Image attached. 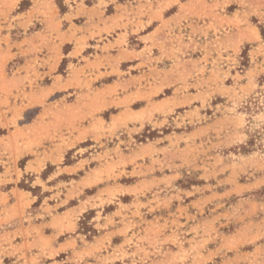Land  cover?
<instances>
[{
    "label": "rangeland",
    "instance_id": "1",
    "mask_svg": "<svg viewBox=\"0 0 264 264\" xmlns=\"http://www.w3.org/2000/svg\"><path fill=\"white\" fill-rule=\"evenodd\" d=\"M0 264H264V0H0Z\"/></svg>",
    "mask_w": 264,
    "mask_h": 264
},
{
    "label": "trees",
    "instance_id": "2",
    "mask_svg": "<svg viewBox=\"0 0 264 264\" xmlns=\"http://www.w3.org/2000/svg\"><path fill=\"white\" fill-rule=\"evenodd\" d=\"M66 165H69V163L66 164ZM20 187L23 188V189H25V190H29V191H31L33 194L36 193L35 189H32L31 187H29V186L26 185V184H22V185H20ZM84 217L86 218V216H84ZM86 222H88V221H86ZM81 229H82L85 233H92V234H93V233L96 232L94 229H92L91 227H89V226H88L86 223H84V222L81 223Z\"/></svg>",
    "mask_w": 264,
    "mask_h": 264
}]
</instances>
